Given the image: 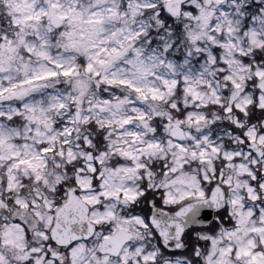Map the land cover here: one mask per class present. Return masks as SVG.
<instances>
[{"label":"clouds","instance_id":"9594fccd","mask_svg":"<svg viewBox=\"0 0 264 264\" xmlns=\"http://www.w3.org/2000/svg\"><path fill=\"white\" fill-rule=\"evenodd\" d=\"M184 2L197 8L196 19H160L166 0H0V39L12 41L0 47V110L20 113L18 124L0 119V264H27L28 258L36 264L33 246L49 264L42 234L54 241L59 264H143V254L176 264L159 245L185 251L175 226H201L197 217L208 206L235 213L247 205L252 216L243 209L248 223L230 243L251 239L264 250V233L251 231L264 224L250 199L264 202V118L249 120L264 112V79L251 84L256 65L244 61L264 47L251 42V29L241 30L249 15L241 8L264 17V0ZM57 13L70 19L50 22ZM81 32L74 49L68 34L79 38ZM254 39L264 40V26ZM55 64L73 68V75L20 85L59 73ZM252 129L258 135L249 142ZM21 159L33 167L17 165ZM69 199L81 204L72 217L61 211ZM155 223L172 225L166 238L157 240ZM195 258L181 259L193 264ZM198 258L208 264L204 250Z\"/></svg>","mask_w":264,"mask_h":264},{"label":"snow or ice","instance_id":"6c2138e0","mask_svg":"<svg viewBox=\"0 0 264 264\" xmlns=\"http://www.w3.org/2000/svg\"><path fill=\"white\" fill-rule=\"evenodd\" d=\"M54 7H58L54 5ZM152 8L157 7L155 3H152ZM257 9L260 8V5L255 6ZM242 11H246L249 13L244 20L242 21L243 28L242 31L251 29V34L249 36V39L253 44H260L262 47H264V40H256L254 37L256 36V29L257 26H264V17H260L258 11H253L252 8H241ZM71 12V9H69V13ZM69 13H57L54 14L53 17H51L50 22L55 23L56 21H66L70 19ZM196 13L197 8L192 6L191 4H188L184 2V0H166V3L164 6L160 7V11L158 13L159 18L165 21H171L173 19V16H180L183 15L184 17H190L192 19H196ZM71 22L74 24L76 22V17L73 15L71 16ZM95 21H87V23H94ZM70 38V46L74 49H78L81 44L80 41L83 40V32L79 34V38L75 37L74 33H69ZM3 40H8L9 45L12 44V41L8 39L7 36H4L2 39H0V47H2ZM26 51L31 53L32 49L27 48L25 45ZM106 51V50H102ZM116 49H113V52H115ZM214 52H219V49H213ZM41 55H44L41 53ZM201 59H203V56H201ZM245 64L255 62L256 68H255V76L250 81L251 84H256L259 80L264 79V51H255L252 56V60H249L247 57L244 58ZM194 63H199V61H194ZM55 68L60 69L59 73L56 71H51L48 73H45L43 75H37V76H31L26 81H20V85L23 86L26 84H37L38 82L54 78L57 75L63 76V77H70L73 75L74 69L73 68H67L65 69L62 64H55ZM220 73L224 74V62H221L219 65ZM93 65H88V70L92 71ZM96 74V73H94ZM225 79H229V77H225ZM234 87H238V85H235V82H232ZM264 87V85H262ZM5 89L3 87H0V96L4 94ZM136 91H140L139 89H136ZM262 103L260 107L264 109V97L259 98ZM17 108H19V105H17ZM237 109L239 111H244V109H241L239 105H237ZM7 118L10 123L18 124L20 123V113L17 111L16 116H6L2 110H0V119ZM261 118H264V112L261 113L260 116L252 115L249 117L250 122L253 120H259ZM143 119V117H141ZM125 124L128 123V121H124ZM260 133H264V128L260 129ZM247 135V134H246ZM257 132L255 129L251 130V139L249 142H252V140H255L257 137ZM259 139L262 143H264V135H260ZM151 147V145H149ZM213 152L218 151L215 147H212L211 149ZM52 151L51 148L43 147L42 152L48 153ZM125 155H127L125 153ZM195 155V153H193ZM229 157H225V159H228ZM17 165H27L29 168L33 167L32 161L30 159H21L17 161ZM91 171L95 172L96 169L92 168ZM166 174V173H165ZM251 175V173H249ZM257 177L253 176L252 178V184L256 185ZM225 189L227 190L228 181L224 182ZM259 189H264V184L259 185ZM87 189L84 186H81V192H85ZM250 192L253 191L252 188L249 189ZM215 195V194H214ZM200 197L204 196L203 192L199 193ZM221 198H223V192L221 193ZM147 198H145L146 200ZM250 199L255 201L256 204L259 205V209L256 211V215L260 217L261 223L264 224V202H261L257 199L255 195H251ZM217 202L215 199H213L212 204L215 205ZM231 205L233 207L236 206L237 201L232 200ZM243 209H247V216H252L253 210L250 208H247V205H241L240 208H237L235 213L230 211L228 206H220L218 210H213L212 206L205 207L201 209L199 216L197 217L198 221H201V226L199 227H191L187 229L186 231L180 227L179 225H176V236L177 238L182 242V244L187 245V248L185 251H181L179 247L176 248H166L163 245H159L160 250L169 257H175L176 258V264H183V260L181 259L185 255L189 256L190 258L195 256L196 258L193 259V264H201V261L199 260V254L201 250H204L207 253V261L208 264H264V250L259 248L257 244L253 240H248L246 243L240 242L237 244V246H233L230 241L233 239V237H236L239 239L237 233L239 232V227L241 223H244L245 225L248 223L247 218L245 217V211ZM61 211L65 214L67 217H72L78 212L81 211V204L78 200L75 199H69V201L65 204L63 209ZM146 212L147 209L142 210ZM177 215H180V213H177ZM238 217L237 219H234L233 217ZM7 226V225H6ZM15 227H21L19 222L14 223ZM155 227L160 229L159 235L157 237V240L159 241L162 237L168 236V229L172 227V225H165L162 229L160 228L159 223H155ZM223 227L222 234L220 233V229ZM252 232H260L264 233V227H253L251 229ZM7 235L10 237L9 243H11L13 246H16V239L13 233L9 232ZM45 241L48 242L50 245L49 249L45 252V255L43 257V260H48L49 264H59L57 254L51 250V246H54V241L50 240L47 236V234H42ZM105 240L108 239L107 236L104 237ZM260 240L262 243H264V235H261ZM225 241H228L227 245L225 246ZM71 247V246H69ZM44 251L42 248L38 246L31 247V253L32 256L36 257V264H42V260L40 258V253ZM154 253V250H153ZM140 260L143 262V264H150V262H154V264H159L156 256L154 254H143L140 256ZM27 264H34L32 258H28Z\"/></svg>","mask_w":264,"mask_h":264}]
</instances>
